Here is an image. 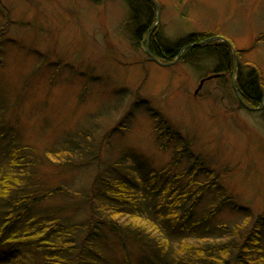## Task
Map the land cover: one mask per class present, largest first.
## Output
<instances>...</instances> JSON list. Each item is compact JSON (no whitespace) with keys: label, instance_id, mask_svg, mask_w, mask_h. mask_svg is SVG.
Returning <instances> with one entry per match:
<instances>
[{"label":"rangeland","instance_id":"374dc122","mask_svg":"<svg viewBox=\"0 0 264 264\" xmlns=\"http://www.w3.org/2000/svg\"><path fill=\"white\" fill-rule=\"evenodd\" d=\"M156 1L155 24L170 45L199 32L215 34L236 49L256 44L239 62L255 65L264 83V40L256 43L264 36V0ZM2 3L7 12L0 8V126L16 129L6 139L0 133V158L15 137L37 158V182L63 188L37 206L38 212L75 222L79 237L92 228L106 264H177L181 243H222L224 232L217 227L243 223V211L233 204L251 210L250 225L264 213V113L242 106L227 76L206 81L196 94L216 59L160 65L146 53L145 39L134 41L125 0ZM161 117L221 175L234 197L210 216L216 196L214 189L208 191L187 223L202 219L195 228L173 229L149 203L147 181L172 162L178 141L160 147L166 140L158 138ZM85 130L90 137L79 141L78 132ZM69 139L75 140L62 154ZM69 157L74 167L61 162ZM190 165L185 156L171 173L186 184ZM107 181L126 182L137 197L133 208L117 201L89 203ZM187 207L183 202L180 210ZM129 225L145 230L153 246L169 241L166 252L149 253L125 230ZM30 262L23 254L11 264Z\"/></svg>","mask_w":264,"mask_h":264},{"label":"trees","instance_id":"16d2710c","mask_svg":"<svg viewBox=\"0 0 264 264\" xmlns=\"http://www.w3.org/2000/svg\"><path fill=\"white\" fill-rule=\"evenodd\" d=\"M92 1L101 3L106 0ZM125 1L131 12L133 38L139 45L142 39L147 41V36L151 34L152 27L157 21L158 8L152 0ZM0 8L7 12L2 0ZM212 37L216 35L209 32L192 33L188 38L170 45L164 39L161 26L158 24L150 37L149 50L161 61L171 62L185 46L200 44L185 50L179 61L195 64L204 57L216 59L217 63L211 75L220 74L216 77L219 80L227 76L231 87L235 76L236 86L246 104L255 109L260 108L264 104V83L260 71L253 64L239 62L242 53L249 51L256 44L248 49L235 48L239 63L235 72V56L230 43L215 39L207 44V39ZM262 40L264 36L257 39L256 43ZM239 103L241 104L240 101ZM260 111L264 113V106ZM159 119L162 123L158 127V138L160 140L166 138L160 147L166 148L173 141H178L172 162L161 171L152 172V178L147 181L150 190L149 203L154 211L161 212L173 229L195 228L201 224L202 219L192 221L189 226L187 223L208 191L214 189L216 196V200L210 206V216L218 213L228 202H232L234 197L228 195L221 184V175L212 169L203 157L192 152L189 141L184 139L168 120L162 117ZM0 129L1 136L6 139L16 128L2 125ZM88 132L87 130L78 132L79 141L88 139L91 131ZM11 134L15 136V133ZM74 140L69 139L65 142L67 149H64L62 154L69 153ZM28 149L17 145L15 137H12L5 147L4 159L2 156L0 158V264H11L23 254L32 259L30 264H106L94 240L92 228H89L85 236L79 237L80 227L75 222L66 223L60 216L37 211V206L61 194L63 188H45L43 184L37 182L36 177L40 175L37 171V158L33 157ZM185 156L191 165L186 173L188 182L182 184L178 175L171 173L170 167L172 165L178 167ZM47 157L52 159V156ZM61 162L68 167L76 165L75 161H71V157ZM200 175L206 177L205 181L198 179ZM153 185L155 188H151ZM128 189L126 182L107 181L102 189L93 191L88 201L92 206L97 201L103 205L117 201L122 206L128 204L133 208L132 206L137 203V197ZM183 202L187 203L188 207L180 210ZM233 206L243 211L245 215L243 223L236 224L231 229L226 226L217 227L224 232L222 243L206 245L181 243L177 252V264H264V213L250 225L251 210L238 204ZM125 230L133 233L130 235L149 253L166 252L169 241L153 246L149 243L145 230H133L130 225ZM123 247L125 250V241ZM147 259L149 261L148 255Z\"/></svg>","mask_w":264,"mask_h":264},{"label":"water","instance_id":"95a60500","mask_svg":"<svg viewBox=\"0 0 264 264\" xmlns=\"http://www.w3.org/2000/svg\"><path fill=\"white\" fill-rule=\"evenodd\" d=\"M156 5H157V8H158V16H157V21L159 20V14H160V7H159V3L156 1V0H152ZM156 25L157 24H155L153 27H152V30H151V33L153 32V30H154V28L156 27ZM149 39L150 38H148V40H147V42H146V53L154 60V61H156L157 63H159L160 65H163V66H167V65H171V64H175V63H177L179 60H180V58H181V56L183 55V52L185 51V50H187L189 47H192V46H194V45H200V44H190V45H187V46H185L184 48H182L181 50H180V53H179V55H178V57L174 60V61H172V62H163V61H161L156 55H154L150 50H149ZM216 39V37H212V38H209V39H207V44H209V43H211L213 40H215ZM230 43V42H229ZM230 46H231V49H232V51H233V54H234V56H235V72H236V70L238 69V66H239V63H238V59H237V55H236V51H235V48H234V46L230 43ZM220 76V74H214V75H210V76H207L206 78H204L202 81H201V84H199V87H198V89L196 90V94L198 93V91H199V89L203 86V84L206 82V81H208V80H211V79H213V78H216V77H219ZM233 88H234V91H235V93H236V95H237V97H238V99H239V101L241 102V104L244 106V107H246L247 109H249V110H258V109H255V108H253V107H250L249 105H247L246 104V102L243 100V97L241 96V94H240V92H239V90H238V88H237V86H236V81H235V76L233 77ZM263 107V105L260 107V108H262Z\"/></svg>","mask_w":264,"mask_h":264}]
</instances>
